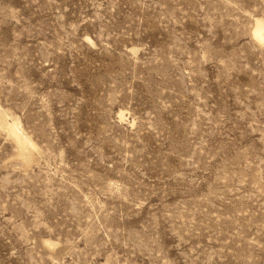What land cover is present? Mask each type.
Here are the masks:
<instances>
[{
	"label": "rangeland",
	"instance_id": "obj_1",
	"mask_svg": "<svg viewBox=\"0 0 264 264\" xmlns=\"http://www.w3.org/2000/svg\"><path fill=\"white\" fill-rule=\"evenodd\" d=\"M258 16L0 0V104L38 147L0 127V264H264Z\"/></svg>",
	"mask_w": 264,
	"mask_h": 264
},
{
	"label": "bare ground",
	"instance_id": "obj_2",
	"mask_svg": "<svg viewBox=\"0 0 264 264\" xmlns=\"http://www.w3.org/2000/svg\"><path fill=\"white\" fill-rule=\"evenodd\" d=\"M253 36L264 43V18L256 17L253 29ZM123 111H120V117L123 118ZM9 113L1 107L0 104V127L5 129L9 136L12 137L18 148V156L26 163L30 164L34 161V151L36 150L37 144L35 140L24 130L20 120L16 117L8 118ZM44 242L49 246H54L57 242L53 239L46 238Z\"/></svg>",
	"mask_w": 264,
	"mask_h": 264
}]
</instances>
